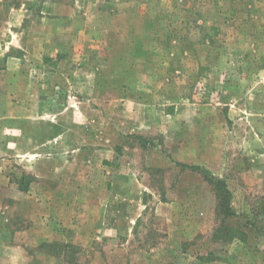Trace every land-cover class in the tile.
Listing matches in <instances>:
<instances>
[{
	"label": "rangeland",
	"instance_id": "rangeland-1",
	"mask_svg": "<svg viewBox=\"0 0 264 264\" xmlns=\"http://www.w3.org/2000/svg\"><path fill=\"white\" fill-rule=\"evenodd\" d=\"M260 197L264 0H0V264H264Z\"/></svg>",
	"mask_w": 264,
	"mask_h": 264
},
{
	"label": "trees",
	"instance_id": "trees-1",
	"mask_svg": "<svg viewBox=\"0 0 264 264\" xmlns=\"http://www.w3.org/2000/svg\"><path fill=\"white\" fill-rule=\"evenodd\" d=\"M181 170H189L192 172H199L200 175L203 177V180L207 183V185L211 188L215 199H216V209H215V217L219 220V224L217 228L214 230L212 239L217 241H224L228 242L232 239V230L224 225V222L234 217V213L230 206V193L226 187L224 181L214 178L208 171H205L201 167L193 166V165H186L180 164L178 165ZM256 206L253 207L250 211L252 219L258 220L264 216V197H260L257 200ZM247 226L251 225L249 217L245 216ZM51 249H55L57 246L55 244L51 245H44ZM59 248L63 249L65 253L69 254V264H78V259L75 256L78 253V250L73 248L72 246H58ZM67 251V252H66Z\"/></svg>",
	"mask_w": 264,
	"mask_h": 264
}]
</instances>
